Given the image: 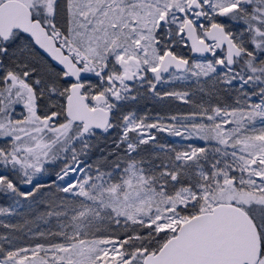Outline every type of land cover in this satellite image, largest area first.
Segmentation results:
<instances>
[{
	"label": "snow or ice",
	"instance_id": "obj_1",
	"mask_svg": "<svg viewBox=\"0 0 264 264\" xmlns=\"http://www.w3.org/2000/svg\"><path fill=\"white\" fill-rule=\"evenodd\" d=\"M0 264H264V0H0Z\"/></svg>",
	"mask_w": 264,
	"mask_h": 264
}]
</instances>
